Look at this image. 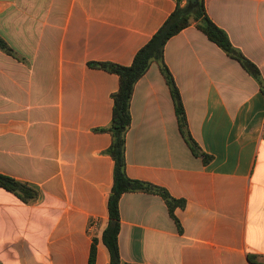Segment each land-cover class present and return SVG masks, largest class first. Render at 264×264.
Returning a JSON list of instances; mask_svg holds the SVG:
<instances>
[{
  "label": "crops",
  "instance_id": "obj_1",
  "mask_svg": "<svg viewBox=\"0 0 264 264\" xmlns=\"http://www.w3.org/2000/svg\"><path fill=\"white\" fill-rule=\"evenodd\" d=\"M177 0H0V174L26 184L24 203L0 188V264H108L101 238L114 162L107 128L118 77ZM184 5V0L182 6ZM208 18L264 82V0H204ZM163 61L180 95L182 137L156 63L136 83L125 137L126 175L184 201L170 215L148 193L118 203L125 264H264V95L193 25Z\"/></svg>",
  "mask_w": 264,
  "mask_h": 264
},
{
  "label": "trees",
  "instance_id": "obj_2",
  "mask_svg": "<svg viewBox=\"0 0 264 264\" xmlns=\"http://www.w3.org/2000/svg\"><path fill=\"white\" fill-rule=\"evenodd\" d=\"M182 2L183 0H177L174 11L168 16L150 40L136 52L129 66H120L114 63L89 64L90 67L102 69L118 77V88L112 94L113 106L110 124L107 128L97 130L98 132H105L110 135L111 144L106 154L114 162L113 184L107 202L108 224L101 238L109 254L108 264H125L121 262L118 250L120 227L118 203L123 194L148 193L157 195L165 202L171 216L175 208L184 207V201L172 198L165 189L150 183L130 179L125 171V137L131 124L130 101L136 83L144 76L151 64L156 63L159 66L165 83L168 86L179 130L188 148L194 156L202 157L204 164H207L209 161V158L203 155L189 135L180 95L171 74L164 64L163 51L167 41L181 30L193 25L229 58L237 61L242 69L258 83L260 91L264 95V82L258 68L238 49L234 48L225 32L219 29L208 18L204 7V0H197V3L194 6H190L186 12L183 9ZM0 51L8 56L17 58V55L1 37ZM0 188L16 194L24 203H30L36 198V192L26 184L1 174ZM95 259L96 246L95 241H93L90 248L88 264H95Z\"/></svg>",
  "mask_w": 264,
  "mask_h": 264
},
{
  "label": "water",
  "instance_id": "obj_3",
  "mask_svg": "<svg viewBox=\"0 0 264 264\" xmlns=\"http://www.w3.org/2000/svg\"><path fill=\"white\" fill-rule=\"evenodd\" d=\"M196 3L197 0H184L183 9L186 12L190 6H194Z\"/></svg>",
  "mask_w": 264,
  "mask_h": 264
}]
</instances>
